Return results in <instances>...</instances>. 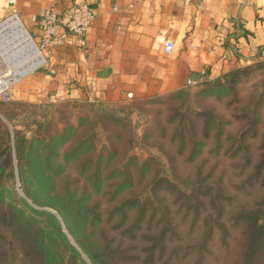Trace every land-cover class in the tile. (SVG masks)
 Returning a JSON list of instances; mask_svg holds the SVG:
<instances>
[{"label":"rangeland","instance_id":"rangeland-1","mask_svg":"<svg viewBox=\"0 0 264 264\" xmlns=\"http://www.w3.org/2000/svg\"><path fill=\"white\" fill-rule=\"evenodd\" d=\"M32 74L0 102V264L40 233L62 264H263L264 62L119 104Z\"/></svg>","mask_w":264,"mask_h":264},{"label":"crops","instance_id":"crops-1","mask_svg":"<svg viewBox=\"0 0 264 264\" xmlns=\"http://www.w3.org/2000/svg\"><path fill=\"white\" fill-rule=\"evenodd\" d=\"M74 1L95 14L85 45L43 52L44 66L29 79L36 96L138 103L264 62V0H16L8 7L38 44L41 13L63 12ZM6 6L0 0V21Z\"/></svg>","mask_w":264,"mask_h":264},{"label":"built area","instance_id":"built-area-1","mask_svg":"<svg viewBox=\"0 0 264 264\" xmlns=\"http://www.w3.org/2000/svg\"><path fill=\"white\" fill-rule=\"evenodd\" d=\"M4 2L7 6H12L15 4L16 0H4ZM10 17L17 18V15L15 12H12ZM39 19L41 39L38 44H35V47L37 51L42 54L50 48L62 47L65 43L70 41L79 48H83L85 45V34L92 25L95 14L83 1H74L73 4L69 8L63 10V12H56L53 9L42 12ZM172 48L173 45L169 41L163 44V51L166 55L171 53ZM187 86L195 87L197 83L188 81ZM10 87L11 86H8L5 82L3 71L0 70L1 103L9 101L8 93ZM126 99L131 100V94H127ZM88 100L91 99L88 98Z\"/></svg>","mask_w":264,"mask_h":264},{"label":"bare ground","instance_id":"bare-ground-1","mask_svg":"<svg viewBox=\"0 0 264 264\" xmlns=\"http://www.w3.org/2000/svg\"><path fill=\"white\" fill-rule=\"evenodd\" d=\"M0 61L5 66L3 75L8 86L44 64L42 55L16 17L0 24Z\"/></svg>","mask_w":264,"mask_h":264},{"label":"trees","instance_id":"trees-1","mask_svg":"<svg viewBox=\"0 0 264 264\" xmlns=\"http://www.w3.org/2000/svg\"><path fill=\"white\" fill-rule=\"evenodd\" d=\"M55 228L58 231V227L55 224ZM61 238L62 235H61ZM36 247L33 250L23 251L21 250V262L26 264H62L64 263V256L56 251L50 250L49 243L45 240L43 233H40L38 237H35ZM260 251L262 252L264 248V243L262 244ZM73 256H76L74 252ZM262 260H264V255L262 254ZM264 264V262H263Z\"/></svg>","mask_w":264,"mask_h":264},{"label":"water","instance_id":"water-1","mask_svg":"<svg viewBox=\"0 0 264 264\" xmlns=\"http://www.w3.org/2000/svg\"><path fill=\"white\" fill-rule=\"evenodd\" d=\"M22 27V26H21Z\"/></svg>","mask_w":264,"mask_h":264}]
</instances>
